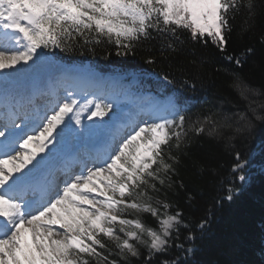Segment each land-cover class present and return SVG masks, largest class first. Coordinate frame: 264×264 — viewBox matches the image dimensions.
<instances>
[{"label": "snow or ice", "instance_id": "1", "mask_svg": "<svg viewBox=\"0 0 264 264\" xmlns=\"http://www.w3.org/2000/svg\"><path fill=\"white\" fill-rule=\"evenodd\" d=\"M255 7L253 0H0V73H5L0 81V264H118L109 259L113 255L124 264L142 257V264H179L166 258L173 247L192 252L176 243L181 228L190 227L183 211H169L170 203L150 193L171 187L179 164L173 150L187 146L189 130L199 135L211 125L207 134L213 136L219 127H232L230 118H207L197 122L199 127L186 128V110L178 97L155 101L141 110L145 119L133 120L125 135L111 136L89 161L67 163L60 169L61 180L52 169L63 155L65 135L75 134L72 123L84 132L86 110L94 109L89 120L104 121L112 113L109 121L87 129L89 136L101 139L109 122L118 118L113 112L117 100L97 97L81 106L76 86L69 84L66 97L42 113L36 100L56 95L39 88L40 73L51 59L44 53L99 45L106 37L118 46L117 56H126L155 39L153 32L176 51L164 34L179 41L177 29L224 51L236 15L245 8L254 14ZM227 58L242 66L239 58ZM21 78L31 80L30 95L16 92ZM162 78L173 83L166 74ZM234 87L244 99L252 91L239 77ZM254 120L264 121V116L249 104V112L239 114L244 123L236 131L251 129ZM225 198L233 199L231 189ZM126 213L137 215L129 219ZM138 214L154 218L155 227ZM206 225L205 220L197 227L203 232ZM104 238L119 251L113 253ZM194 239L190 233L188 240Z\"/></svg>", "mask_w": 264, "mask_h": 264}, {"label": "trees", "instance_id": "2", "mask_svg": "<svg viewBox=\"0 0 264 264\" xmlns=\"http://www.w3.org/2000/svg\"><path fill=\"white\" fill-rule=\"evenodd\" d=\"M253 3L254 14L245 8L236 15L224 51L211 42L193 40L188 30L177 29L179 41L164 34L176 51L168 49L165 40L153 32L155 39L137 46L134 54L126 56H117L118 46L108 43L106 37L101 38L99 45L52 52L69 65L99 70L105 75L140 76L155 85L164 82L180 100L195 102L186 115L187 128L194 119L222 121L232 116V127H219L218 134L213 136L207 134L211 125L199 135L189 130L187 146L173 150L179 164L175 166L171 187L150 193L170 203L169 211L182 210L190 225L181 228L176 243L192 252L185 254L181 248L173 247L166 257L178 260L179 264H264V121L254 120L250 134L247 130L236 131L243 124L238 114L248 113L249 104L264 116L260 108L264 104V0ZM248 49L253 51L248 53ZM228 56L239 58L242 66ZM148 59L155 63H147ZM165 74L172 84L163 80ZM238 77L252 89L247 99L234 87ZM240 175L245 177L244 181L239 179ZM230 189L233 199L228 201L225 197ZM136 215L128 214L131 218ZM138 215L146 225L155 227L154 218ZM205 220L207 225L202 232L197 225ZM190 233L195 236L192 241L188 240ZM108 248L113 253L119 251L116 247ZM109 259L124 264L119 256ZM132 260L133 264H142L143 257L141 261ZM90 264L94 261L90 260Z\"/></svg>", "mask_w": 264, "mask_h": 264}, {"label": "bare ground", "instance_id": "3", "mask_svg": "<svg viewBox=\"0 0 264 264\" xmlns=\"http://www.w3.org/2000/svg\"><path fill=\"white\" fill-rule=\"evenodd\" d=\"M4 75H5V73H0V81H2V78ZM62 76H66V77L72 79V81H74V83L76 85L79 78L83 77V74L79 73L78 71L69 70L64 65L59 64L54 60H50V63L48 65H46L44 70L40 73L39 85H41L43 82H46V81L48 83L52 84V81L56 80L57 78L63 79ZM100 80H101L100 74L95 73L94 75L88 76L86 81H87L89 86L90 85L94 86V85H97ZM15 87H16V92L18 94H25V93H27V91L31 90V80L21 78L17 81ZM86 90H89V89H87V88L76 89V95L79 96L81 93H83ZM126 97H127L126 98L127 100L128 99L133 100L132 98H134L135 99L134 101H137L139 99V97L135 98V95L133 93L126 96ZM94 98H96V97L93 94H91L89 99H94ZM148 100L149 101H147L146 105L148 106V109H149L152 106V103L154 100L153 99H148ZM83 104L84 103H81V106ZM93 110L94 109H88L82 114V126L85 129L84 132H80L81 126L76 125L74 122L72 123L71 128L75 130V134L74 133H68L65 135L63 148H62L63 155L60 156L56 161L63 158V156L68 155L69 152L71 153V151H73V148L76 149V148H79V147L84 146V145H88V144L91 145V144H94L97 140H99L95 136H89L88 132H87V129H89L90 127H92L96 124H103L104 123V121H101L99 118H95V120H89L87 118L88 113L90 111H93ZM112 124H113L112 122H109V129L111 128ZM46 154L47 153H42L41 155H46Z\"/></svg>", "mask_w": 264, "mask_h": 264}, {"label": "rangeland", "instance_id": "4", "mask_svg": "<svg viewBox=\"0 0 264 264\" xmlns=\"http://www.w3.org/2000/svg\"><path fill=\"white\" fill-rule=\"evenodd\" d=\"M44 54H45L47 57H49V58L52 57V54H51L50 52H47V51H46ZM53 57H54V56H53ZM59 59L62 60L61 58H59ZM50 60H54V59L51 58ZM54 61H55V60H54ZM56 62L58 63L59 61L56 60ZM60 63H61V62H60ZM60 63H59V64H60ZM78 71L81 72V74H82V73H85V74L87 73V70H86L85 68L78 69ZM87 74L94 75L95 73H94V74H93V73H87ZM91 75H85L86 79H87L88 76H91ZM130 94H132V93H130V92L125 93L124 100L127 98L126 96H128V95H130ZM126 100H127V99H126ZM126 100H125V101H126ZM202 102H203V101H202ZM182 108L185 109V110L188 109V107H184V106H182ZM260 108H261V107H260ZM263 110H264V108H263ZM238 115H239V114H238ZM109 117H111L110 113H109V115H108V118H109ZM229 117L232 118V116H229ZM234 117H236V115H235ZM193 122H194V123L191 124L190 126H196V127H199V126H200V125L197 123L198 121H197L196 119H194ZM201 122H202V121H201ZM239 123H240V122H239ZM242 123H244V122L242 121ZM186 125H187V121L185 122V127H186ZM242 125H243V124H242ZM186 128H187V127H186ZM252 129H253V128L249 129V130H250V133L252 132ZM249 130L246 131V132H248V134H250V133H249ZM125 215H126V217L129 218V219H134V218L129 217L127 213H126ZM104 242L107 244L108 247H115V242H114V241H109V240H107L106 238H104ZM98 250H99V249H98ZM99 251H102V250H99Z\"/></svg>", "mask_w": 264, "mask_h": 264}]
</instances>
